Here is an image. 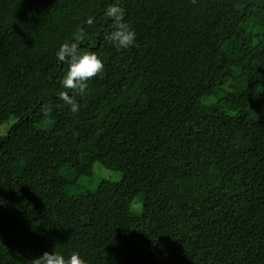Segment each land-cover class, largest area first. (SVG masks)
I'll return each mask as SVG.
<instances>
[{
  "label": "trees",
  "instance_id": "obj_1",
  "mask_svg": "<svg viewBox=\"0 0 264 264\" xmlns=\"http://www.w3.org/2000/svg\"><path fill=\"white\" fill-rule=\"evenodd\" d=\"M114 3L128 49L105 39ZM76 36L104 61L83 96L55 57ZM11 119L0 264H264V0H0ZM94 163L120 177L86 186Z\"/></svg>",
  "mask_w": 264,
  "mask_h": 264
},
{
  "label": "clouds",
  "instance_id": "obj_2",
  "mask_svg": "<svg viewBox=\"0 0 264 264\" xmlns=\"http://www.w3.org/2000/svg\"><path fill=\"white\" fill-rule=\"evenodd\" d=\"M104 14L113 20L114 30L106 34L105 39L120 49H128L135 44L136 32L124 22L123 12L118 3L109 4ZM86 24H93L94 20L88 16ZM79 36L61 43L55 51V57L60 62H67L68 69L64 74L61 84L66 89L77 90L83 96L86 93L88 81L101 73L104 69V61L93 51H78ZM61 98L70 106V111H79V105L69 95L61 93ZM50 111V109H48ZM31 264H86L78 251H72L67 257L61 251H44L39 256L33 257Z\"/></svg>",
  "mask_w": 264,
  "mask_h": 264
},
{
  "label": "rangeland",
  "instance_id": "obj_3",
  "mask_svg": "<svg viewBox=\"0 0 264 264\" xmlns=\"http://www.w3.org/2000/svg\"><path fill=\"white\" fill-rule=\"evenodd\" d=\"M14 120L11 119L9 121H7L6 123H3L0 125V136L4 135L5 132L7 131V129L9 128V126L11 125V123ZM120 177V173L118 171H114V170H110L107 168L102 167L100 164L98 163H94L93 166V174L91 179L87 180H83V183H85V185L87 186V184L89 185H94L96 183V181L100 178H110V179H118ZM89 181V182H88ZM84 199H82L83 201ZM85 206L88 207V203L84 201Z\"/></svg>",
  "mask_w": 264,
  "mask_h": 264
}]
</instances>
